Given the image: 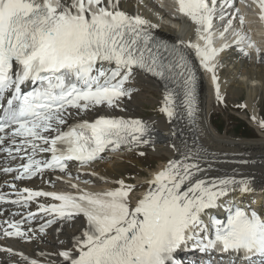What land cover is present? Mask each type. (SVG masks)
Here are the masks:
<instances>
[{
    "label": "snow or ice",
    "instance_id": "1",
    "mask_svg": "<svg viewBox=\"0 0 264 264\" xmlns=\"http://www.w3.org/2000/svg\"><path fill=\"white\" fill-rule=\"evenodd\" d=\"M237 2L242 0H177L179 13L202 32L203 46L190 47L211 74L221 104L213 61L231 45L214 47L212 29L214 20L226 21L223 38L234 20L244 24ZM252 3L264 20V0ZM124 4L0 0V177H11L0 184V253L15 257V264H41L8 242L33 243L47 230L82 217L87 227L74 249L56 253L67 264H175L174 254L190 243L205 254H217L218 264L224 257L229 264H256L257 259L264 264V208L258 213L232 200L236 194H253L252 181L208 178L212 165L194 148L168 161L135 206L132 187L123 180L102 192L73 183L76 194L20 186L50 183L57 172L69 174L73 164L92 165L108 152L148 145L152 129L138 119L85 118L104 108L123 112L122 102L133 95L140 73L181 87L187 117L195 115L196 75L190 63L174 48L157 44L151 31L155 25L126 13ZM234 35L245 58L251 57L246 49H255L257 59L264 57L246 33ZM173 95L166 92L160 109L170 120L176 111ZM252 119L264 129V120ZM4 205L13 211L5 212Z\"/></svg>",
    "mask_w": 264,
    "mask_h": 264
},
{
    "label": "bare ground",
    "instance_id": "2",
    "mask_svg": "<svg viewBox=\"0 0 264 264\" xmlns=\"http://www.w3.org/2000/svg\"><path fill=\"white\" fill-rule=\"evenodd\" d=\"M235 8L241 11L244 24L237 21V27L242 33H246L251 42L264 53V28L260 23V9L252 0H242L235 3ZM123 10L130 15H141L155 25L152 34L165 38L178 45L187 55L190 66L196 75L195 85V115L189 119L183 107V91L181 87L171 81L165 82L148 74L140 73L135 79L133 95L130 99L122 102L124 111H112L111 109H101L98 113L86 115V119H92L98 115L110 114L124 117H139L136 114L140 111L146 101L150 102V96L159 95V102H163L167 91L173 92L176 101V111L173 118L165 116L160 120H143L150 129L149 144L142 145L133 152L120 150L106 153V159L85 165L82 167H70L69 174L56 173L52 176L50 183H40L36 180L25 182L20 185L29 186L35 189L46 191H58L63 193L76 194V189L71 188L75 183L80 189L89 192H102L118 187L114 181L123 180L125 185L131 186V205L135 206L139 198H142L149 191L150 179L139 180L136 186L131 179L122 174L126 166V161H135L140 164L138 158L139 151L148 152L156 156L159 160L160 169L155 170L157 174L163 170L167 162L182 158V153L189 148H194L198 152H203L206 160L211 163L212 168L206 175L208 178H225L235 176L237 179L249 178L255 192L250 195L236 194L232 197L237 206H247L257 210L258 213L264 208V129L254 122L264 120L262 111L264 108V57L257 59L255 49H246L251 53L250 58H245L243 54L230 40L223 45H231L226 51L220 53L213 63L217 64L216 75L220 87V95L224 97L221 104L216 99L215 85L211 74L206 72L200 65L199 57L195 53V48L190 45L203 46L204 42L198 37L197 25L189 18L178 11V5L174 0H125ZM229 11H232L231 9ZM221 47V46H219ZM147 104V103H146ZM140 105V106H139ZM242 110L244 117L251 120L257 128L261 137L257 140L234 139L220 134L218 127L212 122L213 111H223L225 106ZM243 105L244 107H240ZM162 106V104H161ZM243 121V120H242ZM165 164V166H163ZM133 167V166H132ZM91 172L88 184L84 181L88 172ZM124 172V171H123ZM129 173V172H128ZM143 171L138 169L137 174ZM60 176L58 179L56 176ZM89 175V174H88ZM153 175V176H154ZM141 177V176H140ZM261 180H259V178ZM11 177L5 176L0 179V184ZM79 179V180H78ZM87 180V179H86ZM67 183V185H65ZM140 185V186H138ZM140 189V193L137 192ZM13 211L12 207H6L5 212ZM218 218H225L224 213L214 212ZM37 227V225H36ZM86 220L80 218L71 224H62L59 229L47 230L46 236L27 245H20L8 242L17 250H22L30 258H35L41 264H67L56 253L68 249L73 250L77 237L86 230ZM198 249L190 243L186 248L180 250L176 264H191L190 253H196ZM75 253V252H74ZM16 258L0 253V264H13ZM229 262L228 258H225ZM47 262V263H46Z\"/></svg>",
    "mask_w": 264,
    "mask_h": 264
},
{
    "label": "rangeland",
    "instance_id": "3",
    "mask_svg": "<svg viewBox=\"0 0 264 264\" xmlns=\"http://www.w3.org/2000/svg\"><path fill=\"white\" fill-rule=\"evenodd\" d=\"M158 97V94H156L154 97L150 96V102L146 101L143 107L139 105L140 111L136 113L140 115L138 118L143 120H160L166 116L160 110L162 107V103L159 102L160 98ZM244 110V108L241 111L237 109L235 110L226 105L223 111H213L212 122L216 127H218L219 132H221L220 134L222 135L233 137L234 139H260L259 137L261 136L258 132V128L253 123H251V120L249 121L248 118L243 116L242 113H244ZM262 115L264 116V108L262 111ZM138 158L140 160V164H137V162L135 161H126V166L122 170V174H124V176L127 178L129 177L131 179V182H133L135 186L139 180H147L153 178V173L156 172L155 170H158L160 169V167H162V165L160 166L161 163H159L157 157L150 155L148 152H146L144 156L139 155ZM163 166H165V164ZM138 169H141L143 171L141 175L137 174ZM88 174L87 176L85 175V177H88L86 178L87 181L90 179V175H92V173L89 171ZM261 178L262 177H260L259 180H261ZM139 191L140 189H137L138 193H140ZM79 219L80 218H77L76 220Z\"/></svg>",
    "mask_w": 264,
    "mask_h": 264
}]
</instances>
